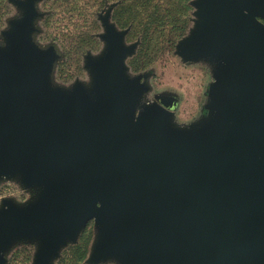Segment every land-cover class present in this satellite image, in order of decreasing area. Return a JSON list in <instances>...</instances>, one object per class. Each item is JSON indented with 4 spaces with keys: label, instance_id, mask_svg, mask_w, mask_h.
I'll return each instance as SVG.
<instances>
[{
    "label": "water",
    "instance_id": "95a60500",
    "mask_svg": "<svg viewBox=\"0 0 264 264\" xmlns=\"http://www.w3.org/2000/svg\"><path fill=\"white\" fill-rule=\"evenodd\" d=\"M0 44V181L36 188L0 211V264L39 240L52 264L94 221L91 262L264 264V0H198L201 21L180 46L214 68L205 124L171 123L178 99H144L130 78L127 31L105 21L107 49L87 59L93 83H52L59 56L35 43V3ZM140 105V117L135 111Z\"/></svg>",
    "mask_w": 264,
    "mask_h": 264
},
{
    "label": "rangeland",
    "instance_id": "374dc122",
    "mask_svg": "<svg viewBox=\"0 0 264 264\" xmlns=\"http://www.w3.org/2000/svg\"><path fill=\"white\" fill-rule=\"evenodd\" d=\"M24 1L27 0H0V44L4 43V34L23 18L25 9L19 2ZM197 1L38 0L35 43L41 49L55 48L59 56L52 74L56 87L71 90L77 83L91 86L93 76L87 59H100L104 55L105 21H108L118 32L127 31L124 45L134 49L125 59L127 74L130 78L143 76L149 87L145 103L152 104L162 95L175 97L179 103L171 123L183 128L197 127L205 124L209 116L208 92L215 81L214 68L209 62H186L180 55V46L201 21L195 6ZM152 11L156 12L155 17L150 14ZM130 13L137 20L123 27ZM162 17L166 18L164 26ZM147 23L152 25V39L145 41L143 30ZM175 24L185 26L181 37L173 38ZM37 197V189L27 188L21 178L0 181V211L5 201L26 207ZM98 235L95 222H88L75 242L68 241L61 248L52 264H77L81 248L83 252L86 250V257L78 264H94L91 258ZM39 248V240H18L6 253L5 264H34ZM97 264L119 263L110 259Z\"/></svg>",
    "mask_w": 264,
    "mask_h": 264
},
{
    "label": "trees",
    "instance_id": "16d2710c",
    "mask_svg": "<svg viewBox=\"0 0 264 264\" xmlns=\"http://www.w3.org/2000/svg\"><path fill=\"white\" fill-rule=\"evenodd\" d=\"M146 2L148 3L149 0H146ZM131 7V6H130ZM132 10H134L132 7H131ZM149 10V9H148ZM151 15H153L155 17V14L156 12L155 11H152L150 13ZM151 18V17H150ZM137 20V17L135 15H133V13H130V15L127 17V21L125 23V25H123V27H125L126 25H129L130 22H135ZM165 20L166 18L164 19V17H162V25L164 26L165 25ZM149 23H147L145 26H144V37H145V41H148V40H151L152 39V34H151V28H152V25H149ZM173 30L175 31V34L173 36V38L175 37H181L184 30H185V26L182 24L181 26H178L177 24L174 25L173 27ZM87 242L85 243V246H87ZM83 248H81V251L80 252V263L82 262V260L85 259L86 257V250L83 252L82 250ZM78 262V263H79ZM77 263V264H78Z\"/></svg>",
    "mask_w": 264,
    "mask_h": 264
},
{
    "label": "flooded vegetation",
    "instance_id": "af4514ba",
    "mask_svg": "<svg viewBox=\"0 0 264 264\" xmlns=\"http://www.w3.org/2000/svg\"><path fill=\"white\" fill-rule=\"evenodd\" d=\"M140 117V105L137 107L135 111V118L138 119Z\"/></svg>",
    "mask_w": 264,
    "mask_h": 264
}]
</instances>
